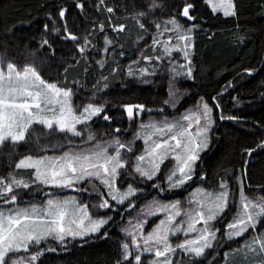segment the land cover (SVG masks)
Wrapping results in <instances>:
<instances>
[{
  "label": "trees",
  "instance_id": "16d2710c",
  "mask_svg": "<svg viewBox=\"0 0 264 264\" xmlns=\"http://www.w3.org/2000/svg\"><path fill=\"white\" fill-rule=\"evenodd\" d=\"M233 2L236 15L225 17L222 12H213L206 0H155L159 7L152 11L145 7L148 0H104L102 5L100 0H0V55L18 66L31 64L45 80L72 89L77 111L78 106L88 103L105 108L99 117L79 126L83 136L74 137L35 125L26 141L6 142L0 146V177L15 173L28 176L31 182V170L14 167L19 159L57 154L116 138L133 148L131 153L122 150L132 166L121 169L120 180L140 189L132 198L135 208L154 196L186 197L197 186L219 189L221 181L227 182L232 201L239 198L241 181L245 194L264 196V148L258 147L264 142V0ZM80 4L84 5L82 9L78 7ZM186 4L193 5L189 15L194 20L181 14ZM62 9H66L63 18L59 16ZM146 11L148 15L143 19L137 15ZM171 19L182 29H192V47L187 58L181 51L165 56L160 45L153 46L156 38L164 41L172 37L171 43H177L174 30L161 36V29L155 27L156 24L163 27ZM139 23H144L145 28H140ZM121 25L123 31L114 30ZM65 26L80 37L78 42L62 39ZM168 27L172 29L171 25ZM85 38L90 46L80 53L77 44L82 45ZM105 38L112 44H106ZM44 40L49 44L42 47ZM158 56L163 59L157 60ZM174 67L176 73L191 67V77L176 75ZM129 68L133 75L128 74ZM144 68L154 75L141 76L140 70ZM200 103L211 107L214 123L209 146L200 154L192 181L183 188L169 189L166 177L173 167L171 160L162 165L151 181L135 173L133 162L141 152L142 143L137 140L132 145L131 141L139 121L148 115L147 110L149 115L163 116ZM137 104L145 107L146 114L129 119L126 106ZM103 115L111 119L105 121ZM89 133L95 136L94 141H87ZM79 188L87 189L75 193L89 206L92 217L111 218L101 229V233H107L106 237L98 233L83 239H68L63 244L49 238L32 246L33 254L43 253L33 264H116L121 258L120 246L128 240L124 226L135 208H129L127 202L111 200V209L97 207L103 197L107 199L98 182H85ZM71 191L33 186L19 190L17 196L22 204H38L49 198L48 193L56 197ZM0 206L4 205L0 203ZM236 210L235 204L230 203L222 218L214 221L213 227L221 234L214 254L211 250L202 257H194L193 264H223L226 250L233 251L243 243L245 237L235 240L224 237L226 225ZM147 261L144 258V264Z\"/></svg>",
  "mask_w": 264,
  "mask_h": 264
},
{
  "label": "snow or ice",
  "instance_id": "6c2138e0",
  "mask_svg": "<svg viewBox=\"0 0 264 264\" xmlns=\"http://www.w3.org/2000/svg\"><path fill=\"white\" fill-rule=\"evenodd\" d=\"M206 2L213 12H222L225 17L236 15L233 0H218V2L206 0ZM103 3L104 0H100V4ZM78 7L82 9L84 5L80 4ZM145 7L152 11L159 6L155 0H148ZM192 8V4H186L181 14L193 19L194 17L189 15ZM106 10L113 12L112 8ZM65 13L66 9H62L59 16L63 18ZM137 15L143 19L148 12H140ZM168 25H171L172 29ZM47 27L45 25L46 30ZM139 27L145 28V24L139 23ZM155 27L161 29L159 33L161 36L165 32L174 30L177 33L175 37L177 43L174 45L171 43L172 37L164 41L156 38L153 39V46L160 45L165 56H170L172 51H181L186 58L189 56L188 50L192 47L191 28L182 29L175 19L167 21L163 27L160 24H156ZM99 28L101 31L104 30L103 25ZM114 30L123 31L124 26L121 25ZM62 39L78 42L80 37L68 31L65 26ZM105 43L111 45L112 41L105 38ZM48 44V40H44L41 46ZM89 46L90 41L87 38L82 45L77 44L80 53H84ZM104 51L107 52L108 48ZM144 59L150 61L152 58L144 57ZM156 59L160 60L163 57L158 56ZM172 70L176 75L188 77L192 75L191 67H187V71L183 73H176L175 67ZM128 74H134L131 68ZM140 75H154V73L144 68L140 70ZM73 95L72 89L45 80L35 66L31 64L18 66L0 56V146L9 141L13 144L26 141L29 133L35 130V125H41L47 130L55 129L61 133H70L74 137L83 136L84 133L78 130L77 126L87 125L93 117H99L105 108L102 105L88 103L78 106L79 111H77V107L72 103ZM143 111H146L143 105L126 106L129 119H135ZM211 113L212 109L205 103L200 111L183 115L178 120L165 119L160 123L140 125V132L135 138L142 139L145 148L142 154L135 157L133 162L135 173L151 181L160 173L161 165L171 158L174 165L166 177L168 188H183L192 181L200 153L209 146L208 133L214 123ZM102 119L108 121L111 118L103 115ZM194 127L195 131H193ZM116 131L119 132L120 129ZM94 140L95 136L89 133L87 141ZM69 143L71 144L70 141ZM258 147L264 148V142ZM109 148H112V154L109 153ZM121 150L131 153L133 148L130 144L126 145L117 139L109 145L97 143L90 150L69 149L58 156L29 155L19 159L14 167L31 170L32 180L27 182L11 173L6 179L0 177V203L8 205L6 208L0 206V264H33L43 253L37 251L33 254L32 246L40 245L49 238L63 244L68 239H83L98 233L106 237L107 233H101V229L111 218L93 219L89 206L82 204L75 197L58 199L53 193H48L46 195L49 198H46L42 205L31 204L20 207L17 205V192L21 189L28 190L33 186L86 192V188L80 189L77 186L96 180L99 185L107 189L103 193L107 199H103L97 207L111 209L112 205L109 203L111 200L120 204L128 201V207L135 208L129 197H134L137 190L129 187L127 191L120 192L116 187L120 170L132 166L122 156ZM230 203H234L237 210L226 225L227 239L242 238L250 229L255 231L258 224L264 221V196L250 199L245 195L241 181L239 198L237 201H232L227 182L221 181L217 191L196 189L189 200V204L195 205L191 210H182L180 201L171 204L154 201L147 211L142 209L145 217L164 213V218L160 219L147 234L144 232V226L148 222L146 218L136 223L129 222L130 228L123 231L130 240L121 244V258L116 264H144L145 253L152 257L147 264H179L181 257L177 255L178 251L189 257L204 256L206 250L213 247L217 233L220 231L213 228V222L222 218ZM197 225L201 227L198 228ZM180 233L184 234L185 239L173 245L170 238ZM191 234L195 235L188 238ZM235 251L241 255L264 256V232L245 240L243 247ZM20 252L29 255L17 256ZM14 256L17 258L13 259Z\"/></svg>",
  "mask_w": 264,
  "mask_h": 264
},
{
  "label": "rangeland",
  "instance_id": "374dc122",
  "mask_svg": "<svg viewBox=\"0 0 264 264\" xmlns=\"http://www.w3.org/2000/svg\"><path fill=\"white\" fill-rule=\"evenodd\" d=\"M214 2H218V0H214ZM211 7V6H210ZM186 30V29H184ZM1 56V55H0ZM37 69V68H36ZM38 71V69H37ZM50 82V81H49ZM73 103V101H72ZM205 104V103H200L198 106H195V107H191V108H188V109H185V110H180V112H177L176 114H166V115H163V116H158L154 113L150 114L149 115V111H148V115H146V118L145 119H141L142 121H139L138 123V126L137 128L135 129L134 133H133V138H132V141H131V144L134 145L136 144L137 140L138 142H141L142 143V147L140 148L141 149V152L139 153L142 154L143 153V150L145 148V145H144V142L142 139H136V134L138 132H140V125H147L149 123H160L161 121L167 119L169 121H172V120H178L179 118H181L183 115H186V114H190V113H195V112H198L200 111L202 105ZM73 106L75 107L74 103H73ZM97 106V105H96ZM210 107V106H209ZM211 108V107H210ZM163 108H159V110H162ZM147 111H143L141 112L138 117H142L144 115V113L146 114ZM164 112V109L162 110ZM212 115V114H211ZM80 125L77 126V128H79ZM193 131H195V127L193 128ZM209 137H210V132L208 133V142H209ZM114 140H117L116 138L114 139H108V140H104V141H101V142H98L99 144L101 145H109V144H112V142ZM120 141V140H119ZM121 142V141H120ZM122 143V142H121ZM97 144V143H96ZM96 144H92V145H87V146H82V147H78V148H71V150H75V151H79L81 149H93L95 147ZM128 145V144H126ZM69 149H66L65 151H68ZM64 152V151H63ZM63 152L61 153H57V154H52V155H61ZM113 150L112 148H109V153L112 154ZM202 153V152H201ZM200 153V154H201ZM121 154L122 156L124 157L123 155V151L121 150ZM51 154L48 155V156H52ZM33 157H36V156H33ZM171 160L173 162V165H174V161L169 158L168 160H166L165 162ZM164 162V163H165ZM147 163V161H145V164ZM162 167V165H161ZM120 174H121V170H120ZM13 175H15L18 179H24L25 181L29 182V179H28V176H25V175H19V174H15L13 173ZM32 177V176H31ZM6 179V178H5ZM32 180V179H31ZM92 182H98L96 180H92ZM122 180H120V175L117 177L116 179V187L117 189L120 191V192H125L128 190L129 187H132V188H135L137 191L136 193H138L140 191V189L138 187H136L135 185L133 184H122ZM82 185V184H80ZM80 185H78L77 187H80ZM101 186V185H100ZM204 189L206 191H217L219 189H208V188H205V187H202V186H197L195 187L194 189L190 190L187 194H186V197H173V198H161V197H157V196H154L152 198H150L149 200H146L144 201L143 203L139 204L138 206H136L135 210L133 211V215L129 218L128 222L125 224L124 226V229H128L130 228V223L129 222H132V223H136L138 220H142V219H147V224H145L144 226V232L145 234H147L148 232H150L156 225V223H158V221L160 219H163L164 218V213H159L157 214L156 216H148V217H145L143 214H142V209L147 211L148 208L151 207L152 203L154 201H158L160 202L161 204H171L172 202H175V201H180V204H181V209L182 210H191V208L195 207L194 204H189V200L192 198V193L196 190V189ZM104 191L106 192L107 189L104 188ZM19 192H17V195H18ZM247 195L250 199H256V197L254 196H251L249 194H245ZM68 197H75L78 201L81 202L80 200V197L75 193V191H71L70 193L68 194H65V195H61V196H56L55 198H58V199H65V198H68ZM133 197H129V200H131V202H133ZM104 199V197H103ZM117 202V201H115ZM128 203V201H125ZM82 204H85L83 202H81ZM118 203V202H117ZM37 204V203H36ZM43 203H38L37 205H42ZM3 205V204H2ZM17 205H19L20 207H27L31 204H22L18 201L17 199ZM2 207H8V205H4ZM109 217L105 216V217H93V219H108ZM179 219V218H178ZM214 223V222H213ZM213 226V225H212ZM197 227H201V225H197ZM214 228V227H213ZM216 229V228H214ZM261 232H264V224L261 225L258 224L257 228L255 229V231L253 230H249V233H246L245 234V240H249L252 238V236H255V235H258L259 233ZM195 234H191L188 238H192V236H194ZM221 237V234L217 233V240L213 243V247L211 249H208L206 250V254H208L211 250H213L217 243H218V240L219 238ZM225 239H227L226 235L224 236ZM127 241L128 242L130 240V237L127 236ZM171 239V243L173 245L175 244H178V243H181L183 242V240L185 239V236L183 233H180V234H177V236H173L170 238ZM245 240L243 241V243H241V245L237 248H235L233 251H228L226 250V256H225V259L223 261V264H264V256H259V255H252V254H245V255H241L239 253H237L235 250L236 249H240L243 247L244 245V242ZM214 251L213 250V254H214ZM212 254V253H211ZM217 254V252L215 253ZM178 256L181 257V260L179 262V264H193V261L195 260H192L194 257H189L183 253H180L178 251L177 253ZM20 257H23V256H20ZM144 258L150 260L152 259L151 255L148 254V253H145L144 254ZM213 258V257H212Z\"/></svg>",
  "mask_w": 264,
  "mask_h": 264
},
{
  "label": "water",
  "instance_id": "95a60500",
  "mask_svg": "<svg viewBox=\"0 0 264 264\" xmlns=\"http://www.w3.org/2000/svg\"><path fill=\"white\" fill-rule=\"evenodd\" d=\"M194 19H195V18H193V20H194ZM137 105H139V104H137ZM162 110H163V109H162ZM162 110H161V111H162Z\"/></svg>",
  "mask_w": 264,
  "mask_h": 264
}]
</instances>
